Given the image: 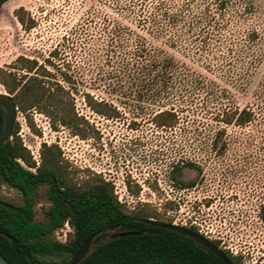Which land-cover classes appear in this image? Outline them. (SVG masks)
Masks as SVG:
<instances>
[{
  "label": "rangeland",
  "instance_id": "rangeland-1",
  "mask_svg": "<svg viewBox=\"0 0 264 264\" xmlns=\"http://www.w3.org/2000/svg\"><path fill=\"white\" fill-rule=\"evenodd\" d=\"M248 1L264 13V0ZM136 2L7 0L2 4L0 68L22 83L36 74L35 69L30 72L24 67V58L35 60L36 67L50 72L44 76L52 82L49 85L55 88L58 82L67 90L68 105L86 133L84 138L74 134L44 109L22 110L16 104V134L36 161L30 168L35 171L39 165L43 143L56 145L60 165L73 182L100 177L113 185L117 200L128 210L151 215L155 224L176 225L188 236L189 227L194 226L197 234L218 240L221 249L239 256L241 264H264L260 214L264 204V16L255 15L242 25L260 32L252 54L260 55L261 61L244 68L226 50L236 43V36L216 40L219 28L220 32L236 30V24L206 26L201 30L209 34L182 37L175 32L181 27L163 26L168 35L153 42L162 45V55L180 61L176 71L184 74L185 81L173 84L169 77L175 65H159L156 71L166 72L169 83L153 88L136 80L125 66L127 56L141 52L137 34L152 38L155 30L129 15L127 8ZM19 7L34 19L32 28L25 29L18 21L15 10ZM53 50L57 55L50 53ZM40 69L37 72L42 73ZM86 92L103 98L117 113L96 112ZM0 93L14 94L2 82ZM235 107L252 108L256 115L244 126L219 121L224 110ZM166 109L179 113L176 125L163 127L155 122V114ZM219 128L224 129L219 144H226L221 151L210 148ZM175 178L193 185L180 187ZM46 190L47 185L41 184L35 191L37 220L45 219L50 203ZM0 201L21 204L23 196L0 180ZM61 228L52 237L65 242L72 228L69 223ZM118 231L110 229L106 238ZM47 258L66 260L67 255Z\"/></svg>",
  "mask_w": 264,
  "mask_h": 264
},
{
  "label": "trees",
  "instance_id": "trees-1",
  "mask_svg": "<svg viewBox=\"0 0 264 264\" xmlns=\"http://www.w3.org/2000/svg\"><path fill=\"white\" fill-rule=\"evenodd\" d=\"M7 0H0V8ZM120 2L122 0H114ZM128 9L129 15L140 19L139 24H150L154 27L152 38L144 34L138 35L141 46L139 54L126 57L125 66L128 73L135 75L136 80L146 82L153 88L164 87L167 80L166 72L156 71L159 65H175L170 73L173 84L185 81L184 74L176 71L180 61L175 56L162 55V45L154 44L169 30L163 26L181 27L175 31L180 37L186 35H206L209 31L201 30L206 26L229 27L232 23L239 26L236 30H217L216 40H223V35L236 36V43L227 45V53H234L241 68L247 65H258L261 56L252 54V44L259 37L257 28H242L250 18L260 16L259 8L248 0H136ZM149 1H152L151 4ZM137 6V11L135 10ZM264 16V13L262 14ZM15 16L25 29L35 25L34 19L23 7L15 10ZM184 28H183V27ZM198 29V30H197ZM205 31V32H204ZM235 31V32H234ZM224 33V34H222ZM205 37V36H204ZM218 41V43H219ZM234 47V48H233ZM52 55H57L53 50ZM28 71L35 69L36 74L30 75L21 83L12 72L0 68V82L10 93L14 104L22 110L31 107L44 109L51 118L69 127L74 134L86 137L80 128L79 118L68 105L64 87L55 82L45 80L50 75L42 66L36 67L35 60L24 58ZM183 63V62H182ZM39 73L37 71H41ZM42 77H39V75ZM193 78V77H192ZM17 90V91H16ZM88 104L98 113L113 115L111 108L102 99L84 94ZM4 110L0 106V133L4 122ZM256 113L252 108H232L221 113L219 121L226 125L244 126ZM158 126L170 127L178 123L179 113L175 109L162 110L155 114ZM224 129L216 130L211 142L212 150L221 151L225 142L219 144ZM16 123L13 124L10 136L0 144V180L17 189L23 196V203L14 204L0 201V254L10 264H69L71 257L79 246L90 235H94L87 253L78 264H224L211 250L201 245L188 235L177 229L165 227V222L155 224L149 219L151 215L128 210L120 203L114 192L113 185L100 177L92 178L82 184L73 182L65 167H62L61 151L56 145L42 144L41 161L35 171L36 161L32 158L17 136ZM12 137V138H11ZM186 164H195L187 161ZM180 187L193 185V181L175 178ZM41 184L47 185L46 196L50 201L45 210V219H35V191ZM261 218L264 220V204L261 206ZM68 222L72 228L68 239L61 242L52 237L55 229ZM112 228L119 231L136 230L138 233L115 235L106 238ZM190 232L197 233L194 226ZM218 246V240L211 239ZM224 252L234 264H241L239 256ZM65 253L67 259L55 260L47 256Z\"/></svg>",
  "mask_w": 264,
  "mask_h": 264
},
{
  "label": "water",
  "instance_id": "water-1",
  "mask_svg": "<svg viewBox=\"0 0 264 264\" xmlns=\"http://www.w3.org/2000/svg\"><path fill=\"white\" fill-rule=\"evenodd\" d=\"M0 106L4 110V122L2 131L0 133V144H2L5 140H7L10 136L12 126L15 120L16 116V106L14 102L12 101L11 97L8 95H4L0 93ZM165 227L171 228V229H178L179 227L173 224H164ZM138 233L136 230H125L121 231L116 235H126V234H133ZM190 236L198 241L201 245L206 247L207 249L214 252L220 260L224 264H234V262L230 259V257L224 252L223 249H221L219 246L211 242L208 238L197 234L195 232H191ZM94 235H90L86 240L82 242V244L79 246L77 251L74 253V255L71 257L69 264H78L80 260L84 257V255L87 253V250L91 244V241L93 239ZM0 264H10V262L2 255L0 254Z\"/></svg>",
  "mask_w": 264,
  "mask_h": 264
},
{
  "label": "built area",
  "instance_id": "built-area-1",
  "mask_svg": "<svg viewBox=\"0 0 264 264\" xmlns=\"http://www.w3.org/2000/svg\"><path fill=\"white\" fill-rule=\"evenodd\" d=\"M27 168H28V169H31L30 167H27ZM31 170H32V169H31ZM63 225L68 226V222L66 221ZM61 227H62V226H61ZM61 227H60V229H62ZM58 240L62 242V240H60L59 238H58Z\"/></svg>",
  "mask_w": 264,
  "mask_h": 264
},
{
  "label": "flooded vegetation",
  "instance_id": "flooded-vegetation-1",
  "mask_svg": "<svg viewBox=\"0 0 264 264\" xmlns=\"http://www.w3.org/2000/svg\"><path fill=\"white\" fill-rule=\"evenodd\" d=\"M223 250H225L226 248H222Z\"/></svg>",
  "mask_w": 264,
  "mask_h": 264
}]
</instances>
